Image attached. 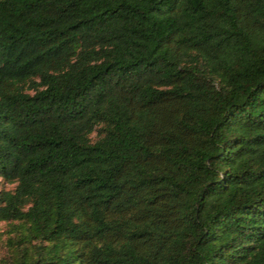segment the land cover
<instances>
[{
  "label": "trees",
  "instance_id": "obj_1",
  "mask_svg": "<svg viewBox=\"0 0 264 264\" xmlns=\"http://www.w3.org/2000/svg\"><path fill=\"white\" fill-rule=\"evenodd\" d=\"M0 264H264V0H0Z\"/></svg>",
  "mask_w": 264,
  "mask_h": 264
},
{
  "label": "rangeland",
  "instance_id": "obj_2",
  "mask_svg": "<svg viewBox=\"0 0 264 264\" xmlns=\"http://www.w3.org/2000/svg\"><path fill=\"white\" fill-rule=\"evenodd\" d=\"M4 186V187H10V184H7V183H0V186Z\"/></svg>",
  "mask_w": 264,
  "mask_h": 264
}]
</instances>
